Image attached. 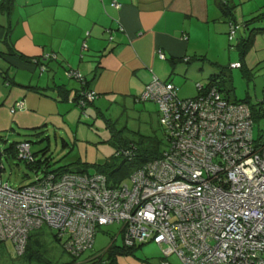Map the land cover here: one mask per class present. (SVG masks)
<instances>
[{
    "label": "built area",
    "instance_id": "obj_1",
    "mask_svg": "<svg viewBox=\"0 0 264 264\" xmlns=\"http://www.w3.org/2000/svg\"><path fill=\"white\" fill-rule=\"evenodd\" d=\"M240 27L230 23V41ZM68 75L84 85L79 71ZM198 90L182 99L176 85L154 76L136 97L158 104L169 135L163 154L136 167L130 181L112 185L102 172L50 171L15 189L3 182L0 148V242L22 253L31 231L48 224L63 248L80 256L99 226L117 222L126 246L153 241L185 264H264V136H254L249 105L230 101L217 86ZM97 96L83 89L75 101L85 107ZM23 108L17 101L11 112ZM15 151L20 160L35 159L28 141ZM135 151L116 156L132 159Z\"/></svg>",
    "mask_w": 264,
    "mask_h": 264
},
{
    "label": "crops",
    "instance_id": "obj_2",
    "mask_svg": "<svg viewBox=\"0 0 264 264\" xmlns=\"http://www.w3.org/2000/svg\"><path fill=\"white\" fill-rule=\"evenodd\" d=\"M229 3L241 25L238 45L248 35L244 22L264 12V0ZM229 22L218 0H0V130L6 129L8 117L25 126L47 123V118L37 120L44 102L59 114L61 100L69 99L80 85L68 88L57 64L77 68L87 80V74L94 73L89 87L104 93L123 85L126 93H141L154 76L166 77L179 88L173 75L193 73V65L181 63L208 60L220 65V45L227 43ZM253 42L248 53H258L255 65L264 62V32ZM10 48L21 56L10 54ZM46 54L57 57L45 60ZM23 70L48 74L36 84L24 83L27 73L19 72ZM96 81L111 85L101 87ZM18 100L27 110L13 113ZM37 126L42 125L32 128Z\"/></svg>",
    "mask_w": 264,
    "mask_h": 264
},
{
    "label": "rangeland",
    "instance_id": "obj_3",
    "mask_svg": "<svg viewBox=\"0 0 264 264\" xmlns=\"http://www.w3.org/2000/svg\"><path fill=\"white\" fill-rule=\"evenodd\" d=\"M260 27L264 28V19L251 26V28ZM244 32L250 34L249 30ZM236 42V40L230 41L227 35L226 45L225 43L220 45L219 66L211 64L208 60L192 61L190 64L181 63L185 67L193 65V73L187 76L183 72L173 75L179 86V96L181 98L196 96L197 84L207 83L210 75L215 74L217 87L230 101H246L257 108L264 105V62L254 65L258 61V53L254 51L255 49L248 53V58L242 60ZM240 61L243 62V68L230 67L231 63ZM57 67L63 70V75L65 72L64 81L69 83L68 88L78 89V85L82 88L80 81L70 78L66 67L58 64ZM168 68L170 70L171 67ZM73 69L80 72L77 68ZM19 72L21 74L26 72L24 83L32 82V84H36L37 79L48 74L47 72L41 74L39 70ZM15 73L16 71L11 76L13 77ZM80 74L85 76L82 72ZM87 76L88 80H91L94 73ZM159 78L164 80L166 77ZM96 83L101 87L111 85L107 81H96ZM93 90L98 94L94 103L82 107L75 101L74 93L69 99L61 100L60 107H55L57 110L60 109L59 114L44 102L40 108V117L36 119L47 118V123L40 122L25 126L19 120L12 121V117L5 119L6 129L0 130V148L3 150L2 178L5 184L17 189L34 183L43 175L44 168L53 172L106 174L124 164L121 173L130 174L136 166L131 161L123 162V157H116L118 149H126L131 145H135L140 151L146 148L151 151L166 149L165 124L158 105L154 101L135 100L143 91L126 93L124 85L118 86L116 91L111 93ZM9 91L10 89L7 88L6 93ZM1 103L2 99H0ZM25 110H27L26 105L23 109H19V112ZM35 125L42 126L32 128ZM253 133L256 140L263 138L262 116L254 120ZM22 141H30L36 160H44L37 172L24 160L18 159L14 149H9L11 144ZM121 181H130L129 175ZM123 227V224L117 222L99 226L93 247L83 252L77 258L78 262H86L88 258L99 255L112 246L117 264H185L176 254L163 258L165 255L163 249L153 241L142 244L132 252L120 250L124 244ZM30 235L31 248L22 254L15 252L12 242H1L0 264H68L73 260L56 239L54 229L48 224L31 231ZM104 254L107 257L110 253Z\"/></svg>",
    "mask_w": 264,
    "mask_h": 264
},
{
    "label": "trees",
    "instance_id": "obj_4",
    "mask_svg": "<svg viewBox=\"0 0 264 264\" xmlns=\"http://www.w3.org/2000/svg\"><path fill=\"white\" fill-rule=\"evenodd\" d=\"M218 4H219L220 8L223 10V12L226 15H229L230 16L229 30H230V23L231 22H234V23L240 25L237 22V20L233 17L234 16V8H233L232 5H230L229 0H218ZM263 19H264V12H262L260 14H257L254 17L248 19L246 22H244V27H245V29H247V30L250 31V34L247 35V36H245V37H242L241 41L237 45L240 48V56H241V59L242 60L245 59L246 54L248 53L249 49L252 47L253 41H254V38H255V35H257L260 32H264V28H261V27L260 28H251V26L253 24H255L256 22L262 21ZM240 30H241V27L239 29V32H240ZM87 35H89V34H87ZM228 37H229V31H228ZM237 38H238V35H237L236 39ZM236 39H234L233 41H235ZM86 48H87V44H86V42H84V49H86ZM9 53L12 54V55H19V56H21L19 54V52L17 50L13 49V48H10ZM46 55H49V57L48 58L45 57L44 58L45 60H48V59H56V57H57L56 54H46ZM240 64H241V66L239 68H243L244 65H243V62L242 61H240ZM46 68H47V66H46ZM70 70H74V69L73 68H70L68 70V72ZM70 78H74V77H70ZM83 79L85 80L84 85H83V83H82L83 81H82L81 82L82 83V88L78 89L77 92H75V99L76 100H77L79 94L83 91V89H90V90L92 89V88L89 87V83L90 82L86 79L85 76H83ZM77 80L78 81H81L79 79H77ZM206 85H207V87L217 86L216 85V76L215 75L210 76L209 77V81H208V83ZM198 86H199V83L197 84V89H198ZM62 89H64L66 92H68V89H66V88H62ZM178 91H179V89H178ZM199 93L200 92L198 90V94L196 96H198ZM178 95H179V92H178ZM196 96H194V97H196ZM194 97H190V98H194ZM182 99H189V98H182ZM235 102L244 103V104L249 105L246 101H242V100L241 101L237 100ZM92 103H94V102H91V104ZM249 107L252 110V115H253V119L254 120L260 118L261 116L264 118V112H263L264 111V105H262L260 108H257L255 106H251V105H249ZM158 108H159V106H158ZM165 134H166L165 136H166V146H167L166 149H167L168 148L167 136L169 134H168V130L166 129V126H165ZM28 142H30V141H28ZM17 143H19V142H17ZM16 144H11L10 145V148H9V149H14V153L16 152L15 151ZM133 146H135V145H131L130 147H133ZM117 151H119V149ZM163 151H156V150L151 151L150 149H147V148L146 149H143L142 151H140L139 148L136 147L135 156L132 159L123 157V159H124L123 162L131 161L136 167H139L143 163L147 162L148 160L153 159V158H156L158 156H161L163 154ZM34 155H35V153H34ZM15 156H16V153H15ZM116 157H118V156H116ZM24 161L29 165V167L31 169H35L36 172H37L39 170V168L41 167V163L44 160L38 161L35 158L34 161H32V162H29V161H26V160H24ZM47 161H48V159L45 160V162H47ZM123 165L122 166L115 167L110 172L106 173L107 176H108V179L112 183V185L113 184L115 185L116 183H118L121 180H123L127 175H129V173H126L127 175L124 174V173H121V169H122ZM43 172H50V171L48 169H45L44 168V171ZM58 173H64V172L60 171ZM30 237H31V235H29V240H30ZM55 237H56L57 240H59L58 237H57L56 232H55ZM29 240H28V243L26 245L25 250L22 253H24L28 248H31V246L29 244ZM60 243H61V241H60ZM142 244H144V243H142ZM142 244H140V245H134V246H126L125 244H123V246L120 248V250L125 251V252H132L136 248H138L139 246H142ZM112 248L113 247L111 246L105 252H103V253H101L99 255H95V256H92V257L88 258V260L86 262H78L77 258L79 256H74V255H71L70 254L73 257V260L70 263H68V264H117L116 263V256L113 255V253H112ZM122 251H120V253H122ZM15 252L17 254H22V253H18L16 250H15ZM106 252H109L110 253L107 257H105V254H104ZM168 256H170V255H164L163 258L168 257Z\"/></svg>",
    "mask_w": 264,
    "mask_h": 264
},
{
    "label": "clouds",
    "instance_id": "obj_5",
    "mask_svg": "<svg viewBox=\"0 0 264 264\" xmlns=\"http://www.w3.org/2000/svg\"><path fill=\"white\" fill-rule=\"evenodd\" d=\"M231 65V64H230Z\"/></svg>",
    "mask_w": 264,
    "mask_h": 264
}]
</instances>
